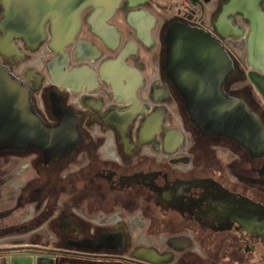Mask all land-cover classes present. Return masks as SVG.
Wrapping results in <instances>:
<instances>
[{
    "label": "flooded vegetation",
    "instance_id": "obj_1",
    "mask_svg": "<svg viewBox=\"0 0 264 264\" xmlns=\"http://www.w3.org/2000/svg\"><path fill=\"white\" fill-rule=\"evenodd\" d=\"M190 5L197 8L201 22L205 8ZM20 25L16 18L9 28L19 32ZM39 53H44L39 66L45 71V49L26 59ZM165 83L166 109H158L161 128L148 148L136 141L127 146L120 130L124 125L125 135L138 131L147 122L145 113L110 107L103 123L111 135L96 142L79 135L76 115L56 104L53 91L28 89V112L34 120L27 119L20 131L0 138L5 141L0 144V260L10 256L22 264H264V154L251 156L232 139L204 136L190 121L174 83ZM228 91L223 93L255 114L264 132L263 112L247 95L235 93V88ZM144 92L139 89L138 99L155 111L151 91ZM58 96L59 102H67V97ZM168 104L174 105L186 133L175 147L163 143L170 129ZM43 125L69 128L77 136L63 145H45L39 131ZM218 149L233 155L228 174L216 160Z\"/></svg>",
    "mask_w": 264,
    "mask_h": 264
},
{
    "label": "crops",
    "instance_id": "obj_2",
    "mask_svg": "<svg viewBox=\"0 0 264 264\" xmlns=\"http://www.w3.org/2000/svg\"><path fill=\"white\" fill-rule=\"evenodd\" d=\"M37 1L28 0L25 4V0H0L3 34L0 41L5 39L7 45L6 51L0 50V55L16 63L25 62L17 74L26 83L39 88L50 81L60 90L75 94L72 104L84 112L100 115L106 108L109 111L110 107H115L123 113H145L147 122L133 137L125 135L126 126L120 127L122 140L127 146L135 141L147 148L155 144L154 138L162 124L157 115L161 112L147 110L137 94L139 89L150 85L146 91H151L154 104H161L168 95L164 82L173 80L164 67L167 46L160 42L158 47V37L152 35L155 21L146 10L151 0H39L44 7L54 4L57 10L45 8L38 14L25 13ZM263 1L212 0L204 7V19L213 22L215 31L227 40L240 37L245 81L264 105L263 15L255 8L260 3L264 13ZM139 7L144 9H137ZM18 17H22L21 32L9 28ZM176 25L172 23L164 29L163 39ZM15 39L21 40L23 46L15 47L12 43ZM39 48L48 54L42 74L39 65L44 53L37 54L35 59H26ZM157 80L163 83L152 86ZM101 83H107L109 88L100 89ZM106 93L111 95L110 101L103 99ZM181 132L169 129L164 146H177Z\"/></svg>",
    "mask_w": 264,
    "mask_h": 264
},
{
    "label": "water",
    "instance_id": "obj_3",
    "mask_svg": "<svg viewBox=\"0 0 264 264\" xmlns=\"http://www.w3.org/2000/svg\"><path fill=\"white\" fill-rule=\"evenodd\" d=\"M27 1L25 0V4ZM211 1L191 0L202 10ZM45 8L47 11L57 10L54 4L44 7L38 0L25 13L35 11L38 14L40 11L44 12ZM255 8L263 15L261 28L264 30L261 4H257ZM18 19L22 23V17ZM16 24L18 22L13 25L17 26ZM18 27L21 32L22 25ZM218 36L219 39H216L201 28L182 24L170 29L164 39L167 46L164 55L166 73L183 99L190 121L204 136L220 135L232 139L251 156H261L264 154V132L259 119L241 101L231 99L223 93L226 79L236 69L221 43L226 37L220 34ZM262 45L264 48V40ZM28 93L24 82L12 74L7 66L0 64V138L6 139L9 133L20 131L25 121L34 120L28 112ZM43 126L39 131L45 145H63V142L76 134L69 128ZM0 264L22 262L7 256L3 261L0 260Z\"/></svg>",
    "mask_w": 264,
    "mask_h": 264
},
{
    "label": "rangeland",
    "instance_id": "obj_4",
    "mask_svg": "<svg viewBox=\"0 0 264 264\" xmlns=\"http://www.w3.org/2000/svg\"><path fill=\"white\" fill-rule=\"evenodd\" d=\"M262 4L264 5V1L262 2ZM147 7L148 8H146V10L150 11V13L152 14L154 21H155L154 28L152 30V35L158 37V43H159L158 47L160 46V42H161V44H162V42H164V39H163L164 29L166 27H168L169 25H171L172 23H177V24H182V25L198 26V28H201L202 30H206L208 33H211L216 39H219V36H218L219 34L215 31L214 26L212 24L213 22L211 23L210 20H205V19H202L200 22V15L198 14L197 8L193 7L190 4L183 11H179L172 5L166 6V5H163L160 2H158L157 0H151V5L149 4ZM140 8L141 7L137 8V9H140ZM141 9H144V7ZM1 12H2V9L0 7V14H1ZM177 21H180L181 23H179ZM160 31L162 33L161 36L159 35ZM2 35L3 34L0 33V38L2 37ZM239 39H240V37H231L230 41L227 39H223L221 42L225 51H226L225 52L226 56L229 59H231L232 65L236 69L234 75H230L231 78H229V81H227V83H226L225 92L227 94L229 92L228 91L229 89L235 88L236 89V91H234L235 93L247 95L256 105L257 111L263 112V114H264V105L261 103V101L259 100L257 95L251 90L247 81H245L244 73H245L246 69H245V65H244V49H243V43ZM12 43L15 45V47H22L21 43L17 39L13 40ZM21 50L22 49L18 48V51H21ZM10 61H12L13 64H11ZM19 63H21V64H19ZM19 63H16L12 58L9 59L7 57L0 55V64L9 67L10 72L12 74H14L17 78H19L21 81H23L24 84L27 86V88L30 90L31 88H33L34 85L26 83L24 81V79L19 74H17L20 66L23 65L25 62L22 61ZM40 70H41L40 73L42 74V72H43L42 67L40 68ZM230 76H228V77H230ZM49 82L46 85L43 84L39 88L37 86H34V88L36 87L39 90L45 88L44 90H46L47 93L49 91H53V93L51 94V97L54 100H56V104L58 105V103H59L61 105V107L65 106L66 109L72 110L74 115H76L75 120L78 122L77 127H76L77 128L76 131L79 132L80 136H84V135L89 136L92 139V141H96V142H101L100 140H102V139L106 140L108 137H110V135H111L110 133L112 131L110 128H108L103 123V118H105L106 114L108 113V111H106L107 108L100 115L98 113L93 114L91 112L90 113L84 112L81 109L77 108L76 105L71 104L70 101H71V99H73L76 96L75 94H68L67 92L60 90L58 87H56L55 85H53L52 83H49ZM156 83L161 84L163 82L157 80V82L155 81L151 85L154 86ZM164 85H165V87H167V84L165 82H164ZM108 88H109V85L107 83H101L100 89L107 90ZM146 88L150 89V85L149 86L145 85L144 87H142L141 92L142 91L144 92V90H146ZM59 94H62L63 98L67 97V100H66L67 102H65L64 99H60V102H59V99H58ZM142 95H143V99H145V97H146L145 92H144V94L142 93ZM110 98H111V95L107 94V93L105 94V97H103V99H107L109 101L111 100ZM146 99H147V97H146ZM146 99H145V101H146ZM42 105H44V104L42 103ZM165 105H166L165 103L164 104L163 103L154 104L153 108H154V110L155 109H162V108L166 109ZM168 107H169L168 108L169 110L166 111V120L170 122L169 128L174 129V130L180 129L182 131L181 134H183V135L186 134L182 128L181 118L177 114V112L174 108V105L168 104ZM48 108H49V104L47 103L45 109H48ZM47 116H48L49 120L52 119L51 115H47ZM78 116H80V117H78ZM41 121H43V120H41ZM133 134H134V131L131 130V134L129 136L133 137ZM76 135L77 134H73L74 137ZM160 136L161 135H159V137ZM184 137H185V135H184ZM160 139H161V137H160ZM186 142H189L190 145L192 144V141L190 139L187 140ZM215 156H216V160L219 162V165H221L222 169H224V172L226 174H228L230 172V167H231V163H232L231 160L233 159V155L231 153H228V152L222 150V149H218L215 151Z\"/></svg>",
    "mask_w": 264,
    "mask_h": 264
},
{
    "label": "built area",
    "instance_id": "obj_5",
    "mask_svg": "<svg viewBox=\"0 0 264 264\" xmlns=\"http://www.w3.org/2000/svg\"><path fill=\"white\" fill-rule=\"evenodd\" d=\"M157 1L168 5H172L179 11H183L191 3V0H157Z\"/></svg>",
    "mask_w": 264,
    "mask_h": 264
},
{
    "label": "trees",
    "instance_id": "obj_6",
    "mask_svg": "<svg viewBox=\"0 0 264 264\" xmlns=\"http://www.w3.org/2000/svg\"><path fill=\"white\" fill-rule=\"evenodd\" d=\"M205 32H207L206 30H204ZM216 36V35H215ZM234 75V74H233ZM225 86H226V84L223 86V91H224V93H225ZM180 105H181V115H182V117L184 118V122L186 123V122H188V118H187V115H186V112H185V109H184V106L181 104V102H180ZM186 129L188 130V131H190V132H192L191 131V128H187L186 127ZM192 135L194 136V137H196V136H200L199 135V133L198 132H192ZM201 139H203V138H201ZM228 144V143H227Z\"/></svg>",
    "mask_w": 264,
    "mask_h": 264
},
{
    "label": "bare ground",
    "instance_id": "obj_7",
    "mask_svg": "<svg viewBox=\"0 0 264 264\" xmlns=\"http://www.w3.org/2000/svg\"><path fill=\"white\" fill-rule=\"evenodd\" d=\"M7 46V45H6ZM6 46H5V39H3V40H1L0 41V50H4V51H6Z\"/></svg>",
    "mask_w": 264,
    "mask_h": 264
}]
</instances>
